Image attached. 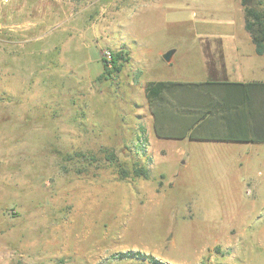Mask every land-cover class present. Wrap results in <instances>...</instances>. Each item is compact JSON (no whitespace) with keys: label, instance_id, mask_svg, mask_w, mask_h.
<instances>
[{"label":"rangeland","instance_id":"rangeland-1","mask_svg":"<svg viewBox=\"0 0 264 264\" xmlns=\"http://www.w3.org/2000/svg\"><path fill=\"white\" fill-rule=\"evenodd\" d=\"M133 3L0 0V264H264V143L158 138L134 74L100 78L116 38L198 56L230 0Z\"/></svg>","mask_w":264,"mask_h":264},{"label":"trees","instance_id":"trees-1","mask_svg":"<svg viewBox=\"0 0 264 264\" xmlns=\"http://www.w3.org/2000/svg\"><path fill=\"white\" fill-rule=\"evenodd\" d=\"M242 4L245 30L251 35L256 52L264 54V0H242ZM110 52V59L102 57L104 71L100 78L118 76L129 62L126 50ZM144 90L160 138L264 143L263 81H149ZM139 145L142 150V142ZM105 156L117 165L122 178H149V170L141 160L134 161L132 169L127 170L122 168L115 151L107 149Z\"/></svg>","mask_w":264,"mask_h":264},{"label":"crops","instance_id":"crops-1","mask_svg":"<svg viewBox=\"0 0 264 264\" xmlns=\"http://www.w3.org/2000/svg\"><path fill=\"white\" fill-rule=\"evenodd\" d=\"M137 0H135L134 5H138ZM230 8L232 11L229 12L230 20L226 25L227 31L218 32L213 38L206 39L205 41H211L209 46H203V51L197 56L191 52H183L176 56L177 51L174 50L170 61L166 62V65L161 64V66L153 67L150 60H143L141 62L136 61L134 56H132L131 51L125 42H122L119 38H116L115 50L124 49L128 52L129 62L126 63L123 71L118 75H126L129 81L132 79V74H134V83L130 86L139 87L144 92V97L146 99L148 113L147 119L152 122L153 130L155 135L160 138L155 131L154 123L155 118L152 113L151 106L145 95V84L149 81H179V82H203V81H233V82H250V81H263L264 82V54H258L255 49V44L252 41L251 35L245 30L244 21V7L242 0H230ZM135 6V7H136ZM128 9V7H127ZM125 9L123 12V17L125 15ZM121 25V22H120ZM119 25V26H120ZM223 39H221V38ZM229 40L231 48L224 47L225 41ZM223 40V43L220 41ZM170 48L168 46H163L162 49L158 51L160 56H157L156 63L163 57ZM214 51V56H207L206 51ZM205 53V55H204ZM149 73V76L147 75ZM151 76V77H150ZM145 77H150V80L145 79ZM188 138V137H187ZM166 139V138H163ZM186 139V138H185ZM190 141L196 142H215V143H230L227 141H209V140H193L188 138ZM248 143V142H242ZM251 143V142H250ZM218 145V144H216ZM260 154L264 156V151H260ZM259 216V215H258ZM257 216V217H258ZM259 218L257 223L260 222Z\"/></svg>","mask_w":264,"mask_h":264},{"label":"water","instance_id":"water-1","mask_svg":"<svg viewBox=\"0 0 264 264\" xmlns=\"http://www.w3.org/2000/svg\"><path fill=\"white\" fill-rule=\"evenodd\" d=\"M173 53H174V50H169V51H167V52L163 55L164 59H165L166 61H170L171 56L173 55Z\"/></svg>","mask_w":264,"mask_h":264},{"label":"built area","instance_id":"built-area-1","mask_svg":"<svg viewBox=\"0 0 264 264\" xmlns=\"http://www.w3.org/2000/svg\"><path fill=\"white\" fill-rule=\"evenodd\" d=\"M104 56H105L107 59H110V58H111V52H110V51H106L105 54H104ZM247 193L250 194L251 191L249 190Z\"/></svg>","mask_w":264,"mask_h":264},{"label":"clouds","instance_id":"clouds-1","mask_svg":"<svg viewBox=\"0 0 264 264\" xmlns=\"http://www.w3.org/2000/svg\"><path fill=\"white\" fill-rule=\"evenodd\" d=\"M140 7H141V9L143 10V9H146V8H148V7H149V5L145 4V5H141Z\"/></svg>","mask_w":264,"mask_h":264}]
</instances>
